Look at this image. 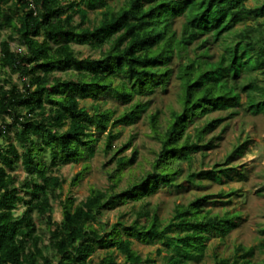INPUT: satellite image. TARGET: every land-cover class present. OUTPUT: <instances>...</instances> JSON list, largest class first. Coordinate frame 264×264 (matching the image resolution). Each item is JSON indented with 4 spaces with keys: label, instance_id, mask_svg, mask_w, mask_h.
<instances>
[{
    "label": "trees",
    "instance_id": "trees-1",
    "mask_svg": "<svg viewBox=\"0 0 264 264\" xmlns=\"http://www.w3.org/2000/svg\"><path fill=\"white\" fill-rule=\"evenodd\" d=\"M8 1L0 0V32L11 29L0 41V66L20 84L11 74L0 83V140L13 129L19 145L0 144V264H91L100 248L105 253L98 264H148L133 248V239L164 241L166 264H188L203 253L213 233L225 237L239 213L212 214L204 208L208 195L177 205L167 222L144 205L130 225L108 229L101 218L107 208L154 194L160 185L176 186L183 163L191 164L196 152L214 147L220 138H205L223 120L208 113L242 108L264 115V91L252 81L264 68V19L254 29L236 28L261 16L264 1L249 6L248 0H127L118 8L108 0ZM85 3L97 6L99 18H89ZM177 19L182 20L179 31ZM15 37L24 50L11 48ZM217 42L222 53L212 59L210 45ZM72 43L98 53L84 56ZM172 77L179 84L180 109L172 111L163 130L157 126L158 112L148 115L160 142L151 170L113 192L123 170L138 160L135 149L120 155L130 145L124 143L114 152L111 189L93 188L78 203L65 197L62 219L56 221L51 197L60 194L63 182L51 170L86 157L101 133L106 132L105 148L111 149L119 133L109 126L136 122L151 102L140 97L157 88L165 91ZM105 97L129 105L113 117L114 111L99 103L92 110L80 103ZM203 116L205 123L194 124ZM18 162L25 171L20 186L13 174ZM20 203L24 209L16 213ZM33 213L44 218L46 233L39 232ZM240 250L230 264H264L249 263L248 251Z\"/></svg>",
    "mask_w": 264,
    "mask_h": 264
},
{
    "label": "rangeland",
    "instance_id": "rangeland-1",
    "mask_svg": "<svg viewBox=\"0 0 264 264\" xmlns=\"http://www.w3.org/2000/svg\"><path fill=\"white\" fill-rule=\"evenodd\" d=\"M127 0H108L110 5L118 8ZM264 0H248L249 6L262 4ZM12 1L9 0L8 4ZM93 3H85L84 8L89 10V18H99V12L92 8ZM96 18V19H97ZM76 19L77 16H76ZM264 19V11L261 16H252L237 25V29H245L256 26L257 21ZM181 19L174 22V27L179 31ZM11 32L7 28L0 32V41L7 39ZM11 48L15 51L24 50L25 45L15 37L10 41ZM75 51L84 56L96 55L98 52L89 46L72 43ZM259 49V48H258ZM192 54V51L190 50ZM212 59H216L222 53L220 44L213 43L209 50ZM175 64V63H174ZM57 73V72H55ZM11 74L13 81L20 84L16 75L6 71L0 66V83ZM59 74V73H58ZM252 81H256L264 91V68L254 73ZM118 82V80H117ZM179 84L172 77L165 91L157 88L154 92L141 96L142 101L150 100L148 110L134 123L109 126L114 133H119L112 140V148H105L106 132L98 135L93 150L84 158L77 162L61 163L55 166L51 173L58 176L63 184L60 194L51 197L52 217L56 221L62 219L61 201L70 196L75 203L83 201L93 188L111 189L112 182L110 173L115 169L114 152L124 143L130 145L120 155H130L132 150L138 151V160L130 169H124L117 186L112 188L113 192L125 189L130 182L137 180L151 170V162L157 151L160 150V142L153 132V126L149 119V114L158 112V124L160 130L166 128L172 117V111L179 110L178 101ZM245 95L241 94L244 101ZM134 98H137L136 96ZM81 105L92 110L94 104L99 103L102 109L108 108L114 111V116L121 114L129 104H124L120 100L105 97L98 102L92 99H81ZM210 118L223 117V120L205 138L219 136L215 140L214 147L204 151H198L193 155L191 164L183 163V174L177 180L176 186L167 187L160 185L154 194L144 196L139 200H128L114 208H107L102 215L104 222L109 229L113 225L120 223L130 225L136 217L137 211L144 205L150 213H158L163 222H167L174 214L177 205H187L195 197L208 195V202L204 208L212 214L219 213H239L234 220V227L225 237L212 234L205 241V250L198 254L188 264H217L219 258L226 259L221 264H230L234 255L242 254L240 247H243L251 254H245L249 263L264 260V115H252L244 112L242 108L238 111L218 110L208 113ZM205 117H201L194 124L205 123ZM193 124L189 126L192 132ZM14 130L11 129L8 135L0 140V144L7 145L14 143ZM87 166V169L84 167ZM216 170L212 177L204 176L205 171ZM81 176H78L80 172ZM193 176L190 179L188 173ZM13 174L16 176V185L20 186L25 176V171L20 162L15 166ZM75 177L78 180L74 182ZM193 181V182H191ZM21 194L29 195L25 192ZM230 194V195H229ZM24 205L19 204L16 213L22 212ZM34 220L40 233H46L47 227L44 218L33 213ZM125 237V235H123ZM46 241V240H45ZM133 248L141 255L148 264H166L165 256L169 253L166 249V242L156 239L153 242H141L133 239ZM104 249H98L92 256L91 264H98L104 255ZM120 260L123 259L119 255ZM240 264V263H237Z\"/></svg>",
    "mask_w": 264,
    "mask_h": 264
}]
</instances>
